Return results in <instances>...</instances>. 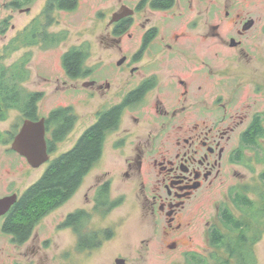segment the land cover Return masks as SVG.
<instances>
[{
	"label": "flooded vegetation",
	"instance_id": "af4514ba",
	"mask_svg": "<svg viewBox=\"0 0 264 264\" xmlns=\"http://www.w3.org/2000/svg\"><path fill=\"white\" fill-rule=\"evenodd\" d=\"M15 1L22 4L21 11L29 12L41 0ZM73 2L58 9L57 0H44L39 15L20 36L26 40L25 32L35 29L39 41L33 45H49L55 34L49 31L51 15L74 9L78 0ZM145 8L148 15L134 31L136 15ZM115 14L119 19L113 21ZM107 25L101 37L105 53L92 60L93 45H82V76H70L62 61L67 79L56 90L78 88L80 83L85 107L96 105L86 130L110 111L117 112L104 150L122 128L115 147L129 149L108 175H118L135 191L137 208L160 228L167 253L180 252L200 238L208 243L226 206L238 209L230 203L231 195L241 190L237 167L248 168L264 158V0H140L133 7L120 0ZM48 117H42L47 142L55 130L48 126ZM82 184L49 213L73 202ZM107 186L108 198L102 192ZM92 189L95 194L92 198L88 193L86 202L93 203L92 210L109 214L124 202V196H112L110 179ZM14 194L17 203L25 192L13 190L4 197ZM215 194L221 201L213 217L196 212L197 206L205 212L202 205ZM88 214L87 208L74 205L59 223L78 244L86 242ZM6 215L0 216V233ZM185 248L179 253L185 259L199 253Z\"/></svg>",
	"mask_w": 264,
	"mask_h": 264
},
{
	"label": "rangeland",
	"instance_id": "374dc122",
	"mask_svg": "<svg viewBox=\"0 0 264 264\" xmlns=\"http://www.w3.org/2000/svg\"><path fill=\"white\" fill-rule=\"evenodd\" d=\"M13 1L0 0V61L6 66H11L22 59H28L26 66L30 74L24 82V87L30 91L45 94L38 104L40 118L47 117L58 107L70 105L74 107L78 115V122L64 141L56 146L50 160L41 167L35 168L25 157L12 149L14 137L25 120L18 111H11L8 118L0 122V132L8 133L5 135L6 142L0 144L1 198L13 190L25 192L42 177L55 158L75 146L83 132L92 124L89 114H94L96 105L91 109L85 107L81 100L82 91H79L81 90L80 83L78 88L56 90V88L61 89L62 81L67 79L62 62L63 55L86 42L93 45L92 60H97L100 55H103L105 51L102 49L101 37L109 29L107 24L112 13L118 10L120 2V0H78L74 9L55 11L51 15L52 25L49 26V31L55 34L65 32L67 38L63 42L45 45L41 41L38 45L26 46L20 34L25 26L31 24L39 15L44 0L33 4L29 12L15 7ZM139 1L124 0L132 7ZM148 12L145 8L136 15L134 31L138 29L136 25L144 23ZM45 20V18L42 19L43 22ZM5 21H9L8 24L4 23ZM122 132L123 128L107 140L104 156L85 177L73 202H68L44 216L24 244H17L9 234L0 233V264H116L117 258H124L126 264H185V257L179 254L186 249L185 247L201 254H209V244L201 238L191 245H183L180 252L175 251L168 254V251L163 248L164 242L159 234L160 228L150 220L148 221L143 216L142 210L137 208L136 203L139 198L135 191L126 187L118 175L109 177L108 174L113 166H117L128 153L129 148L127 147L124 149L115 147L116 140L123 134ZM12 133L14 137L11 136ZM254 166V171L246 166L237 167L238 188L248 190V196L257 200L259 199L258 192H264V183L260 176L264 172V164L257 162ZM108 179L112 180V196L116 198L124 196V202L103 216L101 211L92 210L93 203L87 205L86 202L88 193L92 198L95 194L91 191L92 187ZM245 187L250 189H245ZM220 199L215 194V197L208 198L202 205L205 212L198 209V206L196 212L201 213V216L202 213L207 212L213 217L216 214V207L220 205ZM74 205L90 210L92 217L87 225V232L99 231L102 236L108 231L112 232L111 237L105 239L101 246L81 251L78 248L76 236L72 235L66 227L59 226ZM232 211L240 216L237 209L233 208ZM198 219L199 223H202V220ZM2 223L3 219H0V227ZM199 223L198 226L202 231V224ZM254 251L257 255V264H264V235L256 243ZM218 254L228 258L223 251H219Z\"/></svg>",
	"mask_w": 264,
	"mask_h": 264
},
{
	"label": "trees",
	"instance_id": "16d2710c",
	"mask_svg": "<svg viewBox=\"0 0 264 264\" xmlns=\"http://www.w3.org/2000/svg\"><path fill=\"white\" fill-rule=\"evenodd\" d=\"M57 1L58 9L72 7L73 0ZM13 4L15 7L22 6L17 1ZM8 22L4 23L8 24ZM33 27L36 28V25ZM34 31L35 29L25 32L26 46L39 41ZM20 38H23V35ZM66 38L65 32L53 34L51 41L52 44H58ZM85 56L84 46L74 47L63 56L64 65L70 76H82ZM27 62L28 59H22L11 66H6L0 61V122L5 121L11 111H18L24 120L40 118L38 104L45 94L24 87V82L30 74L26 66ZM116 114L115 110L110 111L99 123L86 130L75 147L55 159L43 177L32 184L22 198L13 205L5 216L3 232L10 234L15 243H25L31 237L38 222L60 206L68 195L81 185L85 176L101 158L106 137L113 129ZM77 120L78 116L72 107H58L51 111L47 124L55 130L53 140H48L49 152L56 150V142L66 138ZM6 134L8 135L7 132ZM6 134L0 132V144L6 142ZM11 136L14 137L13 133ZM258 162H264V158H259ZM247 166L252 171L255 170L254 164L249 163ZM260 176L264 183V172ZM247 191L239 190L231 195L230 203L238 208L240 216H237L228 205L226 206L222 212L221 225L214 227V234L209 236V254L192 253L185 259V264H257L254 247L264 235V192H258L259 199L253 200L248 196ZM102 192L105 193L106 198L109 197L108 186ZM108 212L105 211L102 215H107ZM79 213L71 214L68 221L70 218L75 219ZM91 217V214H88L89 221ZM66 223L68 224L65 222L64 225ZM106 233L102 236L99 231H89L84 236L86 242L83 240L79 242V250H92L101 246L103 241L112 235L111 231ZM219 251L227 254L228 258L219 256Z\"/></svg>",
	"mask_w": 264,
	"mask_h": 264
},
{
	"label": "water",
	"instance_id": "95a60500",
	"mask_svg": "<svg viewBox=\"0 0 264 264\" xmlns=\"http://www.w3.org/2000/svg\"><path fill=\"white\" fill-rule=\"evenodd\" d=\"M126 8L130 10L128 13H134L133 9ZM118 19L119 16L115 14L113 21ZM12 149L25 157L29 164L35 168L47 162L50 159V154L46 137V119H26L14 137ZM17 199V194L0 198V216L8 213ZM116 264H126V260L117 258Z\"/></svg>",
	"mask_w": 264,
	"mask_h": 264
}]
</instances>
